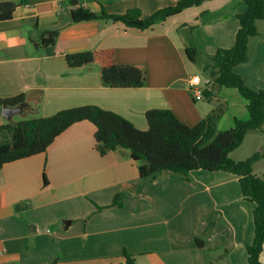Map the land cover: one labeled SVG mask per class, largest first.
Segmentation results:
<instances>
[{
	"label": "crops",
	"instance_id": "1",
	"mask_svg": "<svg viewBox=\"0 0 264 264\" xmlns=\"http://www.w3.org/2000/svg\"><path fill=\"white\" fill-rule=\"evenodd\" d=\"M7 1L20 6L11 20L0 22V98L25 94L22 118L95 105L141 130L148 129L145 114L154 109H170L195 126L222 108L220 130L232 128L236 118L249 119L238 90L218 87L209 74L203 72L202 79L210 96L196 99L188 88L199 74L186 44L192 42L203 55L231 47L238 15L247 9L242 0L205 1L146 30L102 19L76 23L69 0H0ZM178 1L79 0L98 15L140 10L142 18ZM256 25L249 60L235 71L248 87L264 91V19ZM56 30L55 44L43 45L44 32ZM109 50L120 64L145 68L144 87L108 88L101 61L77 68L66 61L68 54ZM96 133L91 122H78L45 153L3 166L0 264H122L125 252L137 264H250L255 204L244 198L237 175L198 170L188 181L166 172L136 195L131 188L143 163L126 149L100 155ZM263 148L264 132L250 131L230 156L240 162ZM253 172L264 179V159ZM120 193L126 195L124 207H111ZM260 259L264 264V251Z\"/></svg>",
	"mask_w": 264,
	"mask_h": 264
},
{
	"label": "trees",
	"instance_id": "2",
	"mask_svg": "<svg viewBox=\"0 0 264 264\" xmlns=\"http://www.w3.org/2000/svg\"><path fill=\"white\" fill-rule=\"evenodd\" d=\"M205 1L209 0H180L174 5L157 10L148 18H142L140 10H130L122 15L103 11L98 15L80 4L79 0H69V4L76 23L102 19L146 30L188 8L200 6ZM242 1L247 9L238 15L240 28L231 47L220 48L212 55H203L192 42H188L186 54L190 61L210 75L218 87L238 90L247 101L248 120L236 118L232 128L220 130L218 121L223 113L222 108L195 126L184 124L170 109H154L145 114L148 129L141 130L121 115L95 105L62 110L49 117L18 122L11 120L0 124V171L6 164L45 153L72 125L89 121L97 128L96 149L100 155L126 149L134 160L143 163L140 167V180L131 188L136 195L141 194L148 183L166 172L180 173L188 181L192 180L191 173L198 170L226 171L237 175L244 198L255 204V239L247 246L248 260L250 264H263L260 257L264 251V179L254 174L253 165L264 159V148L240 162L234 161L230 156L243 144L250 131L264 132V91L248 87L235 71L238 65L249 60L248 44L252 37L258 35L257 21L264 19V0ZM19 6L18 2H0V22L11 20ZM57 36V30L45 31L42 44L54 45ZM66 61L70 68L101 61L102 84L108 88L139 89L146 84L145 68L141 65L120 64L113 50L68 54ZM204 93L210 96L208 91ZM4 105L25 106L26 95L0 98V108ZM125 198L124 193L118 194L111 207H124ZM196 243L199 247H204L202 237H198ZM124 256L122 264H137L133 255L125 252Z\"/></svg>",
	"mask_w": 264,
	"mask_h": 264
},
{
	"label": "built area",
	"instance_id": "3",
	"mask_svg": "<svg viewBox=\"0 0 264 264\" xmlns=\"http://www.w3.org/2000/svg\"><path fill=\"white\" fill-rule=\"evenodd\" d=\"M206 83L203 81L202 77L199 75H194L189 79L188 88L194 98L201 99L204 97Z\"/></svg>",
	"mask_w": 264,
	"mask_h": 264
},
{
	"label": "water",
	"instance_id": "4",
	"mask_svg": "<svg viewBox=\"0 0 264 264\" xmlns=\"http://www.w3.org/2000/svg\"><path fill=\"white\" fill-rule=\"evenodd\" d=\"M24 107H25L24 105H20V106H16V107L4 105L1 108L3 117L6 120L11 121L12 118L14 117V115L19 114V113H21L24 110Z\"/></svg>",
	"mask_w": 264,
	"mask_h": 264
},
{
	"label": "rangeland",
	"instance_id": "5",
	"mask_svg": "<svg viewBox=\"0 0 264 264\" xmlns=\"http://www.w3.org/2000/svg\"><path fill=\"white\" fill-rule=\"evenodd\" d=\"M197 73L199 74V76L203 77L204 76V73H203V70L200 69L199 65H197ZM23 119H31V118H22L20 114H16L14 115V120L16 121H20V120H23ZM5 118L3 117V114H2V109L0 108V122H5ZM6 139L3 138V141Z\"/></svg>",
	"mask_w": 264,
	"mask_h": 264
}]
</instances>
